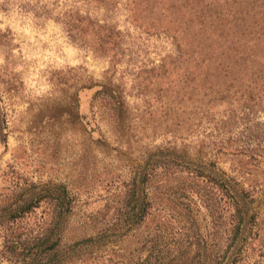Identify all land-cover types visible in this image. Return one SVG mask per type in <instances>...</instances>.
I'll use <instances>...</instances> for the list:
<instances>
[{
	"label": "rangeland",
	"instance_id": "rangeland-1",
	"mask_svg": "<svg viewBox=\"0 0 264 264\" xmlns=\"http://www.w3.org/2000/svg\"><path fill=\"white\" fill-rule=\"evenodd\" d=\"M159 221L176 264H264V0H0V264H146Z\"/></svg>",
	"mask_w": 264,
	"mask_h": 264
},
{
	"label": "trees",
	"instance_id": "trees-1",
	"mask_svg": "<svg viewBox=\"0 0 264 264\" xmlns=\"http://www.w3.org/2000/svg\"><path fill=\"white\" fill-rule=\"evenodd\" d=\"M68 28L69 30H71V29H74V26L70 25ZM97 92H98L97 96H99L98 100L104 99L107 102L106 106H108L111 110L113 111L119 110L121 101L115 96L113 92H111L107 88L106 85H103V86L101 85V88ZM180 177L184 178L185 180H190L192 182V185L196 182L198 183L201 182L200 177L194 174L193 170H190V172L188 171V176L184 175ZM180 177L176 176L178 180L181 179ZM210 181L213 182V184L209 186V189L211 192H213L212 199H214V204H213L214 212L219 211L217 214H214V220L218 221V220H221V217L225 218L226 225L223 226V232L225 233L226 238L224 240V243H227V251H230L232 247L236 245V241L239 238V235L241 234L243 230V222L245 218V213L247 212L246 204H244L243 202L244 200L242 197L244 195L243 194L244 189L242 188L241 190L239 189L240 190L239 192V190L234 185H231V182L229 180L227 181V179H223V181L226 183L227 186L223 184L224 190H225L224 192L225 202H223L222 204L221 200L219 199V195L217 194V191H218L217 188L220 185L219 182L213 181V180H210ZM241 192L243 195L241 194ZM52 197L56 198L62 206L66 204V199H67L66 196H62L61 194H58L57 196H52ZM32 205L34 204L31 203L30 206ZM149 205L150 204L148 203V206ZM220 207H223V210L225 211H221ZM22 210L24 211L25 208H23ZM150 211L152 210L150 209ZM152 212H150V214H152ZM53 213H54V217H59L62 214L61 211H57V210L54 211ZM165 226H166L165 221H159L156 227L151 232H149V235L152 234V236L149 240H147V242L149 243H148V249H147L148 256H147L146 264H176L175 261L177 260V258L184 253V251L181 250L182 249L181 246L172 247L169 245L170 242L168 243V241L166 240L164 236V229H166ZM42 227L43 226H41V228ZM55 231H56V228L55 226H53V228L49 227V228H44L42 230H39L38 235L36 236H33L31 234L30 236H28L27 239L22 241L23 242L22 244L24 245L23 250L30 248L31 243L35 247L44 246L45 244L51 241L52 236L55 234ZM13 233L14 232L6 236V239L8 238V242H10L8 243L10 244L8 245V247L13 246L14 244L15 245L20 244L21 236L20 235L18 237L11 236ZM20 233L23 235L25 231H22ZM90 239L93 240L94 237H91ZM55 245L56 243H54L51 246H47V248L45 247L39 252V254H43V253H46V251H48L47 253L49 254L46 257H48L50 261V259H52L54 255H56V250L54 247ZM199 247H203V246H199ZM204 249L205 248H201L200 250H198L199 251L198 254L199 255L202 254V250L204 251V254H205L206 249L205 250ZM206 260H209V261L201 262V264H223L224 262L222 257L220 258L217 257L213 260L210 259V257H207Z\"/></svg>",
	"mask_w": 264,
	"mask_h": 264
}]
</instances>
